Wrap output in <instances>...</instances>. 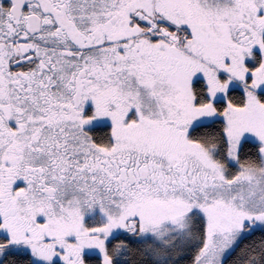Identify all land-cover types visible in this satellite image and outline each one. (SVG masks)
Returning a JSON list of instances; mask_svg holds the SVG:
<instances>
[{
    "label": "snow or ice",
    "instance_id": "1",
    "mask_svg": "<svg viewBox=\"0 0 264 264\" xmlns=\"http://www.w3.org/2000/svg\"><path fill=\"white\" fill-rule=\"evenodd\" d=\"M0 264H264V0H0Z\"/></svg>",
    "mask_w": 264,
    "mask_h": 264
}]
</instances>
